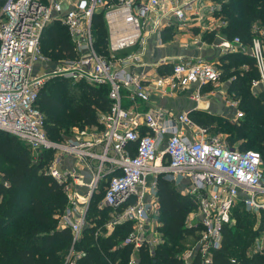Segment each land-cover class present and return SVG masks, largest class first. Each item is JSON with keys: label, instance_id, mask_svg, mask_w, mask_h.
I'll list each match as a JSON object with an SVG mask.
<instances>
[{"label": "built area", "instance_id": "obj_1", "mask_svg": "<svg viewBox=\"0 0 264 264\" xmlns=\"http://www.w3.org/2000/svg\"><path fill=\"white\" fill-rule=\"evenodd\" d=\"M227 2L0 0V130L29 146L37 159L44 151H54L46 173L67 196L68 204L56 218L59 228L69 229L73 237L65 264H76L85 255L75 247L91 225L88 212L93 198L100 194L103 198L98 208L110 210L102 226L106 236L119 225L132 224L124 240V245L133 248L128 264H138L141 248L148 247L152 253L162 244L157 187L161 175L174 182L182 194L197 200L191 216L197 217L195 226L201 231L195 245L182 255L185 264H191L195 256L201 264L213 263L214 252L223 245L224 228L232 224L239 204L251 213L264 210V166L259 152L242 151L231 147L224 136L209 135L188 111L175 114L161 108H136L149 102L153 94L171 96L192 85L197 91L190 97L200 102L202 87L221 83L219 62L179 58L171 62L172 71L167 75H140L129 70L141 60L153 34L161 37L169 29L174 34L199 29L197 41L202 42L207 25L220 16ZM97 13L103 14L108 27V57L95 48L92 21ZM56 22L66 27L76 57L63 60L65 67L47 73L41 39ZM254 32L250 44L240 37L221 38L217 47L222 55L250 56L259 73L252 85L264 90V33ZM50 77L109 86L112 107L99 115L100 126L79 129L61 143L49 140L38 101ZM125 98L134 109L123 106ZM230 106L237 109L238 102L234 100ZM243 116L237 110L236 119ZM66 158L74 159L79 170L62 169ZM80 170H85L87 177ZM102 227L96 236L102 235ZM252 250L262 254L264 240L257 238Z\"/></svg>", "mask_w": 264, "mask_h": 264}, {"label": "trees", "instance_id": "obj_2", "mask_svg": "<svg viewBox=\"0 0 264 264\" xmlns=\"http://www.w3.org/2000/svg\"><path fill=\"white\" fill-rule=\"evenodd\" d=\"M220 17L226 23L224 32L229 38L240 37L250 44L256 35L253 25L258 23L264 27V0H228ZM92 31L95 46L104 45L107 51L108 30L102 13L94 16ZM44 33L47 34L44 36ZM44 33V39H41L43 50L45 47L50 49L55 57L62 60L76 57L66 27L56 22ZM173 35V29L165 30L162 39L171 41ZM208 38L213 40L208 36L205 40ZM218 66L222 70L221 81H231L228 93L239 101L238 108L244 112L243 118L228 123L224 118L213 117L201 110L192 111L189 115L208 132L226 131V141L231 147L259 152L264 166V90L254 93L251 89L252 81L259 78L255 62L248 55L232 54L223 56ZM171 71L172 66H169L167 72ZM55 79L42 88L38 101L44 114L48 108L53 110L49 122L45 114V131L49 140L63 142V139L56 141L53 138H62L60 126L65 121L79 129L100 126L99 115L109 112L112 107L110 87L86 81L73 84L61 77ZM71 85L76 88H71ZM123 106L128 109L132 104L125 98ZM55 109L57 114H53ZM1 132L9 138L0 137V164L8 166L0 170V264H64L73 237L69 229L59 228L56 218L66 208L67 196L56 180L46 173L54 151H44L37 159L29 146L11 134ZM7 157L12 159L8 163ZM157 187L159 230L164 241L152 253L148 247L141 248L137 254L138 264H185L182 255L195 245L201 231L199 225L187 224V217L197 208V200L182 194L164 175L158 178ZM102 198L100 194L92 200L88 212L91 225L75 247L85 255L76 264H128L132 256V246L124 245L132 224L119 225L110 236H106L102 226L110 210L98 208ZM242 209L241 204L234 209L235 222L225 226L222 248L214 252L212 264H264V253L247 255L248 249L264 233V214L258 220L254 214ZM101 227L102 235L96 236ZM191 264H201L200 257L195 256Z\"/></svg>", "mask_w": 264, "mask_h": 264}, {"label": "crops", "instance_id": "obj_3", "mask_svg": "<svg viewBox=\"0 0 264 264\" xmlns=\"http://www.w3.org/2000/svg\"><path fill=\"white\" fill-rule=\"evenodd\" d=\"M216 19V20H215ZM213 19L212 24H208V37H213V40L205 41H197L198 30L194 29L193 33H181L178 31L173 35V39L168 42H164L161 37L153 34L148 39V43L146 46V50L140 61L136 62L129 70L135 72L137 74L144 75H167V69L171 66V62L176 61L179 58H206L211 61L220 62L223 56L232 55V54H224L222 55L221 50L217 47L218 41L221 38L232 39L229 38L228 35L224 32L226 27V23L223 22L220 16ZM199 25L201 24L198 23ZM197 32L194 35V32ZM239 54V53H233ZM164 61V62H163ZM162 72V73H161ZM231 81H221L220 84L215 86L217 89L212 91H207L205 88L208 86H204L201 89L202 100L200 102H195V100L191 99V95L197 91V86L192 85L184 91H180L175 93L174 95L169 96H159L153 94L149 102L143 105H136L137 110L142 111L143 109H155L161 108L166 111H172L175 114L183 112V111H212L216 104L215 101L220 100L223 96V100L231 98V95L228 93ZM231 101H234V99ZM230 106V104H229ZM226 107V112L231 111L232 107ZM131 108L134 109L133 105ZM62 169H71L76 168L77 164L74 159L66 158L62 164ZM82 174L85 176L87 172L85 170H80ZM87 177V176H86Z\"/></svg>", "mask_w": 264, "mask_h": 264}, {"label": "rangeland", "instance_id": "obj_4", "mask_svg": "<svg viewBox=\"0 0 264 264\" xmlns=\"http://www.w3.org/2000/svg\"><path fill=\"white\" fill-rule=\"evenodd\" d=\"M106 26H107V24H106ZM253 29L254 30H256V31H258L259 33H261V34H263L264 33V27H260V25L258 24V23H255L254 25H253ZM107 30H108V27H107ZM198 31H200V30H198ZM195 33H197V32H195ZM45 34H47V33H44V36H45ZM207 34H208V31H206L205 33H204V35H203V37H202V39H205L206 38V36H207ZM43 39H44V37H43ZM42 39V40H43ZM95 39V38H94ZM245 43H247L248 44V42H246V41H244ZM101 46V45H100ZM100 46H98V47H96L95 46V48H96V50H97V52H98V54L99 55H101V56H104V57H108L110 54H109V52H108V50L106 51V49H107V47H106V49H105V46L104 45H102V47H100ZM43 47H44V43L42 42V45H41V48H42V50H43ZM45 50H43L44 51V55H45V57H47V63H45V65H44V67H45V72H47V73H52V72H54V71H56L57 69H59V68H63V67H65V65H64V61L62 60V59H60V58H57V57H55L51 52H50V49H47L46 47L44 48ZM56 79H55V77H50V79H48L47 81H46V83L44 84V88H46L47 86H46V84L47 83H53V81H55ZM254 81V80H253ZM252 81V82H253ZM72 86V85H71ZM71 88H76V87H71ZM207 91H212V92H214L217 88L215 87V86H212V85H208V87H206L205 88ZM251 89H252V91L254 92V93H257V92H260V89L259 88H256V87H253V85H252V87H251ZM262 90V89H261ZM221 98H223V96L221 97ZM221 98H219L220 100H218V101H215V104H216V106H215V108L214 109H211L212 111H205L206 113H208V114H210L211 116H213V117H220V118H224V119H226L227 120V122L229 123H233L235 120H237L236 119V112H237V110L238 111H242L241 109H239L238 108V106H237V109H235V108H230V106H229V104H231V98H232V100H233V97L231 96V98H229V99H226V100H223V99H221ZM237 102H238V104H239V101L238 100H236ZM229 106V108L231 109V111H228V112H226L227 111V109H225L226 107H228ZM45 111V114H46V116L48 117V122L50 121V119L51 118H49L50 117V112L52 113L53 112V110L52 109H47V110H44ZM57 110L55 109L54 110V113L53 114H57ZM243 112V111H242ZM244 113V112H243ZM68 118V117H67ZM60 120L61 121H63V119H58L57 121H59L60 122ZM65 120H67V119H65ZM57 121H54L55 123L57 122ZM70 124H69V121H65L63 124H62V126H60V133H59V135L60 136H62V138H57V137H52L53 139H55L56 141H62V139H63V141H65V140H67L68 138H70V137H72L78 130H79V128L78 127H72V126H69ZM208 134L209 135H221V136H224V137H226V131H224L223 129L222 130H219V132H216L215 130H212V131H209L208 132ZM10 135V134H9ZM13 136V135H12ZM0 137H2V139H7V138H9L6 134H4V133H0ZM15 137V136H14ZM15 138H17V137H15ZM18 139V138H17ZM22 144H23V142L20 140V139H18ZM10 160H12L11 158H6V163H8ZM8 166L6 165V164H0V170H2V169H4V168H7ZM39 196V195H38ZM242 210H245V209H242ZM252 214H254L256 217H257V219L259 220V219H262V217H263V214H264V210H260L258 213H252ZM198 222V219H197V217H195V215H193V216H191V213L189 214V216L187 217V224L188 225H194L195 226V224ZM235 222V220H234V217L232 216V224ZM258 238H262L263 240H264V233L263 234H261ZM190 240H191V238H190ZM194 243H195V240L193 241ZM192 247H190V249H191ZM189 250V249H188ZM187 250V251H188ZM70 251V247L68 248V250H67V253ZM252 246L248 249V251H247V255H251V254H253L252 253ZM264 253V252H263ZM68 255V254H67ZM67 255H66V258H67ZM66 258H65V262H66ZM65 262H64V264H65Z\"/></svg>", "mask_w": 264, "mask_h": 264}]
</instances>
